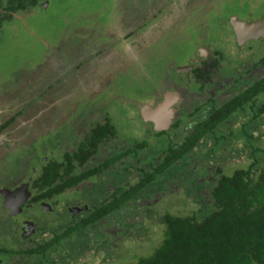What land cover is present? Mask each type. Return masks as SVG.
I'll list each match as a JSON object with an SVG mask.
<instances>
[{
	"label": "rangeland",
	"instance_id": "obj_1",
	"mask_svg": "<svg viewBox=\"0 0 264 264\" xmlns=\"http://www.w3.org/2000/svg\"><path fill=\"white\" fill-rule=\"evenodd\" d=\"M234 18L259 31L248 51L242 52L235 44L229 27ZM202 49L223 60L212 86L200 93L199 85L180 70L196 60L211 59L209 53L202 56ZM263 57L264 0H46L0 27V124L24 111L0 135V190L27 183L37 162L48 157L55 161L56 155L72 153L82 143L88 145L91 130L103 125L107 117L117 138L113 145L95 152L96 158L103 161L144 139L149 145L92 184L76 187L74 208L100 207L117 188L139 181L137 168L166 154L169 145L178 148L182 137L189 135L186 129L198 121L186 118L176 132L178 143L169 144L166 137L155 142L138 106L148 107L154 126L160 127L167 114L159 106L168 93L177 95L180 100L171 105L173 122L178 107L193 112L216 92L225 99L234 75L244 69L241 63L249 59L256 64ZM221 72L234 78H224ZM261 100L257 108L264 103ZM194 117L201 120L204 116ZM246 119L248 115L242 113L231 125L232 135L225 128L206 137L118 212L75 235L59 250H51L42 263L34 257L28 264H135L153 256L164 239L166 214H203L213 202L216 170L232 175L260 156L253 147H264V116L245 128L243 135H235ZM86 162L78 171L96 165L95 160ZM259 170L254 168V172ZM72 205L62 203L56 218L36 222L35 230L42 232L25 243L16 242L23 224L19 218L1 222L0 247L33 248L61 233ZM28 212L38 219L44 217L37 206ZM2 260V264L26 263L21 256Z\"/></svg>",
	"mask_w": 264,
	"mask_h": 264
},
{
	"label": "trees",
	"instance_id": "obj_2",
	"mask_svg": "<svg viewBox=\"0 0 264 264\" xmlns=\"http://www.w3.org/2000/svg\"><path fill=\"white\" fill-rule=\"evenodd\" d=\"M45 2L46 0H0V27L5 22L14 19V15L28 12ZM261 62H264V59ZM203 75L198 71L196 76L200 79ZM255 97L257 100L263 99L261 102H264V78L258 86L250 87L246 94L236 95L223 107L212 106L209 117L197 125L182 143H178V148L168 146V153L151 173L138 169L141 176L137 184L128 188H118L108 203L91 209L79 223L58 238H67L74 232L117 212L124 204L133 200L142 189L176 167L177 162L185 159V156L203 139L216 136L217 129L226 128L228 129L227 135H232L233 129L230 127L228 116L238 111L240 106L244 107L252 100L251 98ZM251 109L254 110V107L251 106ZM23 114L24 111L21 110L5 120L0 126V133ZM263 114L264 103H261L255 118L258 117L259 120ZM245 126L248 127V124L239 129V134H244ZM114 133L115 130L110 120L107 119L105 126L97 127L93 131L92 148L95 149L103 139ZM141 143L135 149L148 145L147 140ZM253 150L259 152L260 156L255 158L248 168L237 169L232 175H222L217 179L211 193L213 201L211 208L203 214L199 216L196 214L192 217H174L166 214L163 218L166 230L161 246L153 256L140 258L135 264H264V147L257 149L253 147ZM130 152L125 151L109 159L98 168V171L85 172L83 176L75 175L74 164L75 160H85L83 150L65 155L67 163L65 169L62 168V164L51 163L53 165L48 166L46 178L38 179V181L42 180V188L50 186V189L47 188L48 190L46 189L41 197L46 198L52 195L54 190L52 185L56 181L61 180L63 182L61 186L66 189L72 188L83 181V178L99 173L102 167L107 168L116 164ZM256 166L260 170L254 172ZM64 176L67 177V181H64ZM37 252L43 253L40 249L34 251V253Z\"/></svg>",
	"mask_w": 264,
	"mask_h": 264
},
{
	"label": "flooded vegetation",
	"instance_id": "obj_3",
	"mask_svg": "<svg viewBox=\"0 0 264 264\" xmlns=\"http://www.w3.org/2000/svg\"><path fill=\"white\" fill-rule=\"evenodd\" d=\"M251 11H250V16L253 13V12L251 13ZM242 24L247 26L244 22L237 21L235 18H234L233 24H232V22H229V27L232 30V32L234 33L233 37H234L235 44H237L239 49L242 50V52H243V51H246L253 43H256L253 40L258 38L259 31L257 30L256 27L252 26L254 28V30L247 31L250 34V36L243 38V37L239 36L238 34L236 35L235 30H234V27L236 26L241 31V32L236 31L237 33H240V34L245 33L244 29H246V28H243L241 26ZM252 24H254V22ZM208 53L211 56L210 57L211 59H205L204 58L200 62H197L198 60H196V62L191 63L189 67H181V70H180L181 72L187 73L188 76L192 79V82H194V83L196 82V84L199 85V87L197 88V92H200V93L203 92L206 87L212 86V84L214 83V79H216L218 76L217 72L220 69V62L223 60L222 56L218 55L215 52H213L211 54L206 49L205 50L202 49V51H201V54H203L202 55L203 57H207ZM213 55H215L216 57L215 58L212 57ZM217 57H219V58H217ZM263 59H264V57L262 58V60ZM239 67L244 68V69L243 70L241 69V73L237 71L236 74L234 75L235 78H234V76H226V75H224V73L221 72V75H223L224 78H227V77L234 78L233 84L230 87L229 96H227L225 99L223 98L224 99L223 100V99H220L221 95H219V93L216 92L215 95L212 94L209 98L206 99V101L204 103L199 105L193 112L190 111L187 107H178L177 108V110H178L177 119L174 120L173 122H172V118H171V120L169 122L166 121V123H161L162 126L155 127L154 123L152 121L153 118H150V115H149V108L147 107L144 109V108L138 106L140 109L139 113H141V116H143L142 117L143 121L148 123L151 137L155 138V142L157 140H162L164 137H166L168 139L169 144L175 142L176 140L180 139V136H178L176 132H180V130H181L180 125L183 124L184 121H186V118L190 119L192 121L198 120L197 123L195 122V126L189 127L188 129H186V130H188V131L190 130V131H189V135L182 137V142H183V140L185 138L190 136L191 131L197 125H199L200 123H202L204 120H206L209 117L210 110H211L212 106H214L216 108L223 107L224 105L227 104L228 101L232 100L236 95L246 94V92H248L250 87L258 86L259 82L264 78V62L260 61L256 64L255 63L251 64V61L249 62V59H247V62H242ZM198 71H200L204 74L200 79L197 78V76H196ZM185 87H186V85H185ZM168 94L169 95L164 99L165 101H163V103L159 106V108L163 104L167 105L169 107L168 110H169L171 117H172L173 114L175 113V111H174V109L172 110L171 105L173 103H175L176 101L180 100V98L177 95L175 96V95H172L171 93H168ZM170 96H172L174 99H171ZM251 99L252 100L248 104L244 105V107L240 106L238 111L230 113V115L228 116V120L230 122V127L234 123L236 118L237 119L239 117L241 118L242 113H246L248 115V119H246L241 125H239V129L242 128V126L244 127L245 124H248V126H249L250 124L253 123V122H251L253 120L258 122V117L255 118V114H257V109H258L256 107L257 106V97L251 98ZM184 103L189 105V101L184 102ZM251 106L254 107V110L251 109ZM182 112H184L185 115H182ZM159 114H161V113H159ZM195 114H196V116L198 115V116H204V117L201 120L195 119V117H194ZM263 116H264V114L262 115V117ZM107 119H109V118H107V117L105 118V123L103 125L97 124L91 130L92 136L88 141V145L87 144L84 145V143H82V144H80L79 148L76 150V151H78V150L82 151L83 150V154L85 155V160H83V161L82 160H80V161L75 160L74 161V164L76 167L75 168V175L83 176V173H85V172H89V171L92 172L94 170L98 171V168L100 166H102L104 164V162L108 161L109 159L114 158L115 156H117L119 154H122L125 151H128V152L131 151L129 153V155H127L125 158L130 157V156H134L136 158L137 153H138L137 151L148 147L149 144L146 145L145 147L141 148V149H135V148H137L138 144H142L141 142H143L144 140H147V139H144V140L140 141L139 143H136L134 146H132L133 148L130 147L129 149H126L125 151H123L121 153H115L114 156L107 158L103 161L99 160V158H96L94 156L95 152L100 151L103 145H106V146H108L110 144L113 145L114 141L117 138V137H115L116 135L114 133L113 135L109 136L108 138L103 139V141H101L95 149L92 148V141L94 138L93 131L97 127L105 126ZM3 123L4 122H2L0 124V126ZM245 128L247 129L246 126H245ZM239 129L235 135L240 133ZM218 130L219 129H217V131ZM1 134H3V132L0 133V135ZM158 134H160V135H158ZM176 143H178V142L176 141ZM76 151H73L72 153H74ZM88 152H90V153L88 154ZM72 153H65L62 155H56L54 158H52L55 161H51V157H48L44 161H41V163L37 162L36 163L37 165L31 169V177L27 183H24V184L20 185L19 187L12 189V190H10V189L0 190V199L2 200V203L0 204V223L4 222V221H9V222L13 223L12 221L15 222L16 219H18V218L23 223L21 225V233H19V235L17 234L18 235V238L16 240L17 243H19V242L25 243V242L31 241L30 239H32L33 236H36V234L38 232L41 233L42 232L41 230H37V231L35 230V228H34L35 223L39 222V221H46L49 218H56L57 212L59 210H61V208H62V206H61L62 203L69 205V206H71L72 203H75L77 200V197H78L77 192L74 191L76 189V187L81 186V185L87 186V184H89V183L92 184V181L96 177L102 175L106 171H107V173L110 172V169L113 166L118 164L121 160L125 159V158H122L116 164L111 165L107 168L102 167L101 171L99 173L97 172V173H95L89 177L87 176V177L83 178V181H81L79 184H77L76 186H74L72 188H68V189L64 188L63 186H61V184H63V182L61 180H58L52 185V187L54 188L52 195L48 196L46 198L41 197V195H43V193L45 192V190L47 188L50 189V186H48L45 189L42 188V185H43L42 180L38 181V179L42 178L44 180L46 178V174H47L46 170H48L49 165H53L51 163H58L59 165L62 164L63 165L62 168L65 169V167L67 165L65 155L72 154ZM166 153H168V151ZM188 154H190V153H188ZM188 154L185 156V158L188 157ZM164 155L165 154L158 155L156 158H154L152 160L151 163L137 168V171H138V169H144L148 173H151L156 167L159 166V163L162 162ZM89 159L95 160L96 165H94L93 167H91L90 169H88L86 171H78V169L81 170V165H83L84 163L87 164L86 161H88ZM178 163L179 162H177V164ZM78 164L80 166H77ZM220 171H221V169H219V168L216 170V176H215L216 181L222 175H226V174H221ZM140 176L141 175L139 172V179H140ZM63 179H64V181L68 180L66 176H64ZM157 180H158V178L154 182H156ZM95 184L96 183H94V185ZM151 184H149L148 186H150ZM34 185H36V187ZM64 185H65V182H64ZM148 186H146L144 189H142L137 195H139L145 189H147ZM70 191H74V192H70ZM68 192H69V195H68ZM33 206H37L38 208H40L43 211L44 217L42 219L41 218L38 219L36 217H33V215L28 212V211H30V209H32ZM91 209H93V208H89L86 206H84L81 209H78V208H74V206L72 205V208L68 209L69 212H67V215H68L67 221L64 222L63 224H61V226H65L64 230L61 233L52 234L51 238H49L48 240H45L42 244H37L33 248L10 250V249H5V248L0 247V264H2V262H3L2 257L5 258V257H14V256H21V257L25 258L26 263H24V264H28V261L32 262L34 257H38L40 259L39 262L42 263L46 258V254L49 253L51 250H55V249L59 250L60 246L65 245L67 243V241L71 238H74L75 235H78L79 233H81L85 230H89L92 227H95L98 223L104 221L106 218L111 216L110 215V216L104 218L103 220H100L94 224H90L86 228H84L80 231L74 232L73 234H71L67 238H58V236L64 234L69 228H72V227H74V225L79 223L80 220H82V218L84 216H86V214H89ZM80 211H82V212H80ZM26 218L28 220H26ZM25 238H27V239H25ZM57 238H58V240H57ZM39 249L42 250V252H43L42 254H39V252L34 253L35 250L37 251ZM27 252H30L31 254H28Z\"/></svg>",
	"mask_w": 264,
	"mask_h": 264
},
{
	"label": "bare ground",
	"instance_id": "obj_4",
	"mask_svg": "<svg viewBox=\"0 0 264 264\" xmlns=\"http://www.w3.org/2000/svg\"><path fill=\"white\" fill-rule=\"evenodd\" d=\"M240 24V23H239ZM238 24V25H239ZM243 28H246L247 29V31L249 30V31H251V30H254V28L251 26V27H248V26H245V25H241ZM235 29H236V31H239V32H241L236 26H235ZM246 29H244V30H246ZM238 35L239 36H241V37H243V38H245V37H248V36H250V34L248 33V34H245V35H243V33L242 34H240V33H238ZM162 108H163V110L165 111V113L167 114V121L169 122L170 121V119H171V114H170V112H169V107L167 106V105H165V104H163L162 106H161ZM168 111V112H167ZM153 118V117H152Z\"/></svg>",
	"mask_w": 264,
	"mask_h": 264
},
{
	"label": "crops",
	"instance_id": "obj_5",
	"mask_svg": "<svg viewBox=\"0 0 264 264\" xmlns=\"http://www.w3.org/2000/svg\"><path fill=\"white\" fill-rule=\"evenodd\" d=\"M45 3H46V2H45ZM45 3H44V4H45ZM44 4H43V5H44ZM16 16H17V17H14L15 19H20L21 14H18V15H16Z\"/></svg>",
	"mask_w": 264,
	"mask_h": 264
},
{
	"label": "water",
	"instance_id": "obj_6",
	"mask_svg": "<svg viewBox=\"0 0 264 264\" xmlns=\"http://www.w3.org/2000/svg\"><path fill=\"white\" fill-rule=\"evenodd\" d=\"M14 17H17L16 15H14ZM234 27V26H233ZM234 30H235V33H236V35L238 34L237 32H236V29H235V27H234Z\"/></svg>",
	"mask_w": 264,
	"mask_h": 264
}]
</instances>
